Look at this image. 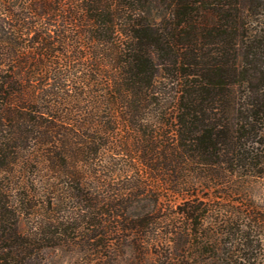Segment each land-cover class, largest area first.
Returning a JSON list of instances; mask_svg holds the SVG:
<instances>
[{"label":"trees","instance_id":"trees-1","mask_svg":"<svg viewBox=\"0 0 264 264\" xmlns=\"http://www.w3.org/2000/svg\"><path fill=\"white\" fill-rule=\"evenodd\" d=\"M261 181L264 0H0V264H264Z\"/></svg>","mask_w":264,"mask_h":264},{"label":"rangeland","instance_id":"rangeland-1","mask_svg":"<svg viewBox=\"0 0 264 264\" xmlns=\"http://www.w3.org/2000/svg\"><path fill=\"white\" fill-rule=\"evenodd\" d=\"M201 199L203 202L207 201V197L210 198L211 203H222L224 204L225 201L221 198L215 197L219 196V190L213 188L211 191H207L206 189H201L199 192ZM249 197L254 199L256 203L259 205L258 209L262 211L264 209V181L260 183H256L253 187L249 189ZM239 197L235 196L234 199H238ZM179 201H177L178 203ZM264 260V258H263ZM80 264L81 260L77 259L76 255H72L70 252L65 251L64 249H55L46 252V262L47 264H63L67 262Z\"/></svg>","mask_w":264,"mask_h":264}]
</instances>
